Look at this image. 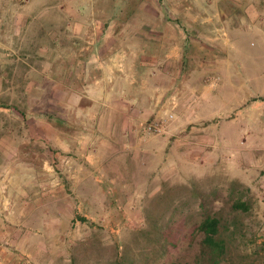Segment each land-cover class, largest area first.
<instances>
[{
  "label": "crops",
  "instance_id": "1",
  "mask_svg": "<svg viewBox=\"0 0 264 264\" xmlns=\"http://www.w3.org/2000/svg\"><path fill=\"white\" fill-rule=\"evenodd\" d=\"M117 1L43 0L48 31L35 46L21 34L28 16L10 14L0 86L35 87L45 103L31 131L45 158L12 199L0 192L17 230L66 229L73 212L140 213L182 167L264 150V0H136L116 13ZM167 113L165 132L144 131ZM53 156L66 161L60 176ZM16 240L23 256L0 264H42L30 237Z\"/></svg>",
  "mask_w": 264,
  "mask_h": 264
},
{
  "label": "rangeland",
  "instance_id": "2",
  "mask_svg": "<svg viewBox=\"0 0 264 264\" xmlns=\"http://www.w3.org/2000/svg\"><path fill=\"white\" fill-rule=\"evenodd\" d=\"M39 3L15 0L18 9L12 10L11 2L0 0V41H6L3 34L12 30L10 14L16 11L29 18L21 34L32 38L30 45L38 44L36 36L48 31L39 18L46 6ZM116 4L115 12L120 13L134 8L137 1ZM99 9L112 13L108 5ZM43 98L35 87L27 91V86H0V192L8 198L26 186L33 163L45 158L43 148L33 144L43 141L42 134L34 138L31 133L34 126H42V118L32 115L43 113ZM260 105L263 109L264 103ZM261 120L264 123V116ZM245 152L240 161L228 157L222 165L200 166L193 172L182 167L179 181L167 183L156 197L142 199L140 213H95L86 218L73 212L66 229L17 230L10 211L0 207V261L23 256L26 247L16 239L30 237L42 264H208L197 228L203 218L198 203L203 200L207 212L221 221L219 236L227 250L220 264H264V150ZM52 158L58 164L54 172L60 176V161H66ZM235 202L245 203L247 209H233Z\"/></svg>",
  "mask_w": 264,
  "mask_h": 264
},
{
  "label": "trees",
  "instance_id": "3",
  "mask_svg": "<svg viewBox=\"0 0 264 264\" xmlns=\"http://www.w3.org/2000/svg\"><path fill=\"white\" fill-rule=\"evenodd\" d=\"M198 204L202 210L203 217L197 226L202 233V252L206 254L208 264H220L227 250L225 240L219 236L221 229L220 218L207 212L203 200H200ZM232 208L246 210L247 205L243 202H235ZM73 261H75L74 256Z\"/></svg>",
  "mask_w": 264,
  "mask_h": 264
},
{
  "label": "built area",
  "instance_id": "4",
  "mask_svg": "<svg viewBox=\"0 0 264 264\" xmlns=\"http://www.w3.org/2000/svg\"><path fill=\"white\" fill-rule=\"evenodd\" d=\"M214 85V84H212ZM174 118L172 113H167L164 120L152 119L144 126V131L150 134H162L166 131L168 123Z\"/></svg>",
  "mask_w": 264,
  "mask_h": 264
}]
</instances>
